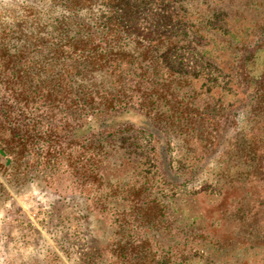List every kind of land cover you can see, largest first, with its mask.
<instances>
[{
	"label": "trees",
	"instance_id": "1",
	"mask_svg": "<svg viewBox=\"0 0 264 264\" xmlns=\"http://www.w3.org/2000/svg\"><path fill=\"white\" fill-rule=\"evenodd\" d=\"M262 38L264 0H0L2 167L93 192L106 217L117 199L113 264H264L253 176L166 193L218 152L236 108L264 100ZM164 106L191 135L179 173ZM124 113L152 129L114 122Z\"/></svg>",
	"mask_w": 264,
	"mask_h": 264
},
{
	"label": "rangeland",
	"instance_id": "2",
	"mask_svg": "<svg viewBox=\"0 0 264 264\" xmlns=\"http://www.w3.org/2000/svg\"><path fill=\"white\" fill-rule=\"evenodd\" d=\"M253 68L256 73L264 68V48L258 51ZM161 109L164 113L161 124H169L165 130L172 168L179 173L187 165L184 164L185 150L191 135L183 131L184 123L177 120L178 116L165 112V106ZM233 115L218 152L201 166L187 187L169 188L166 193L170 197L175 198L181 191L190 193L205 182L218 181L217 184L220 182L227 187L253 176L257 199L264 204V191L261 192L264 167L256 163L258 155H264V100L259 101L254 96L251 102L236 108ZM114 122L152 129L146 117L135 113L120 114ZM177 124L180 127L177 128ZM4 161L7 165L10 160L4 157L0 161V264H113L112 256L105 254L102 243L108 236L106 225L121 209L117 199L111 201L115 207L108 210L106 217L98 213L97 195L93 192L80 195L54 191L47 181L46 185L36 179L24 182L22 170L5 171Z\"/></svg>",
	"mask_w": 264,
	"mask_h": 264
},
{
	"label": "water",
	"instance_id": "3",
	"mask_svg": "<svg viewBox=\"0 0 264 264\" xmlns=\"http://www.w3.org/2000/svg\"><path fill=\"white\" fill-rule=\"evenodd\" d=\"M0 155L4 156V153L2 151H0ZM9 162V161H8Z\"/></svg>",
	"mask_w": 264,
	"mask_h": 264
}]
</instances>
